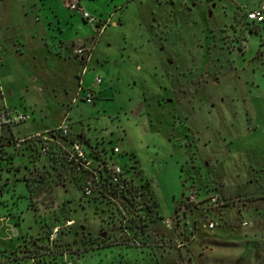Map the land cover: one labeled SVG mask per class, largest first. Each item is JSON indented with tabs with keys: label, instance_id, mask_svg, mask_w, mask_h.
<instances>
[{
	"label": "rangeland",
	"instance_id": "rangeland-1",
	"mask_svg": "<svg viewBox=\"0 0 264 264\" xmlns=\"http://www.w3.org/2000/svg\"><path fill=\"white\" fill-rule=\"evenodd\" d=\"M35 1L33 13L0 2L4 19L16 22L0 28L8 26L0 74L11 93L4 95L12 104L23 96L37 110L22 127L63 117L81 68L72 49L89 47L83 75L91 85L98 72L101 83L91 85L92 101L73 102L71 129L84 128L108 155L116 145L112 157L122 165L137 161L159 217L145 232H123L93 211L74 181L49 175L36 183L46 159L13 154L20 165L0 160V252L8 264H264V20L246 19L264 0H82L107 24L99 34L82 21L78 35L87 38L60 58L32 35L72 34L69 2ZM35 15L38 23L29 22ZM189 183L227 201L209 213L219 225L177 249L161 218L174 214Z\"/></svg>",
	"mask_w": 264,
	"mask_h": 264
},
{
	"label": "built area",
	"instance_id": "built-area-1",
	"mask_svg": "<svg viewBox=\"0 0 264 264\" xmlns=\"http://www.w3.org/2000/svg\"><path fill=\"white\" fill-rule=\"evenodd\" d=\"M69 7L79 10L81 16L94 25L95 31L99 34L107 24L104 21L97 25L95 18L76 2L69 3ZM246 19L253 22L263 21L264 1H260L254 9L247 10ZM72 54L86 62L90 49L84 45H76L72 49ZM85 69L83 64L80 75ZM100 82V76L93 78L94 84ZM95 95L96 92L90 86L82 85L79 77L71 103L78 98L89 102ZM29 118L30 114L26 111L3 106L0 109V140L2 129L10 130ZM85 142L88 143V148ZM117 152L119 149L113 145L111 155H108L105 148L93 147L83 134L73 132L67 112L53 127L23 136H12L0 143V160H5V164H8L9 157L12 165L13 154L25 153L30 160L44 158L47 164L42 163L39 166L42 172L38 177L43 175L49 178V175H55L57 181H74L83 199L90 201L95 209H98V213L110 220L117 229L128 233L145 232L149 223L159 217L157 206L153 203L154 197L147 195L146 190L140 186L148 179L138 171L137 161L133 160L128 166L115 161L112 155ZM226 201L227 199L217 192L199 195L196 185L189 183L176 203L174 214L161 218L163 230L171 232V239L177 249L186 247L200 228L212 229L219 225L220 217L215 218L209 213L225 205ZM241 224L246 225L247 221L243 220ZM130 242L147 244L145 240ZM7 256L0 252V264L8 261Z\"/></svg>",
	"mask_w": 264,
	"mask_h": 264
},
{
	"label": "crops",
	"instance_id": "crops-1",
	"mask_svg": "<svg viewBox=\"0 0 264 264\" xmlns=\"http://www.w3.org/2000/svg\"><path fill=\"white\" fill-rule=\"evenodd\" d=\"M64 1V0H62ZM114 0H112L113 2ZM0 2H3V4H12V5H15V3H17L19 5V10L18 12L22 9L25 10L24 12L26 13H33V8H35V5H36V1L35 0H16V1H10V0H0ZM69 3H78V5H80V7H83V3H82V0H68ZM123 2V1H122ZM121 2V3H122ZM1 4V3H0ZM123 4V3H122ZM121 4V5H122ZM2 5V4H1ZM113 6H117L115 4H112ZM68 7V6H67ZM32 8V10H31ZM69 8V13H70V16L69 18H66L64 21L65 23L69 24V26L71 28L74 29L73 33L68 35V34H64L63 30L61 29V32L60 34H52L50 32H45V31H42V32H38L33 34L32 35V38H36L43 46V49L46 51L45 53H53L54 55L58 56L59 58L60 57H67L69 56V50H68V44L71 43L74 44L75 42L78 43H82L85 38L87 37H83V35L81 37H79L78 35V30L79 29H83V23L82 21L84 22L85 19H83V17L81 16V14L77 11L76 8ZM6 11V10H5ZM4 16H5V13L2 11L0 13V28H1V25L5 23L7 25H12L14 23H16L15 21L12 22V21H9V20H5L4 19ZM30 17V16H29ZM56 20H57V23H60L61 19L57 16V14L55 13V17H54ZM40 18L37 17V15L35 16H31V18H28V21L31 22L33 20V23H38L37 21L39 20ZM102 21V20H101ZM52 21L49 19L48 20V24H51ZM97 25L99 24V21H97L96 23ZM94 26V25H93ZM6 28L1 32L0 34V70L1 68L3 67V58L5 56L2 55V39H4V33L7 29L8 26H5ZM104 30V29H103ZM35 31V29L33 30ZM36 36V37H35ZM14 40H16V45L14 44V48L16 50H21V48L23 47V44L21 43L23 38H21V35H16L14 37ZM93 50V49H92ZM60 51V52H59ZM92 52V51H91ZM91 52H90V55H91ZM90 55H89V58H90ZM122 57V54L121 56ZM127 57V56H126ZM88 58V60H89ZM128 58V57H127ZM125 59V58H123ZM79 67L83 66V64H85V67H87L88 69V65H87V61L86 62H82L79 58ZM81 68H77L75 70H73V76H74V82H75V86L73 88V94H74V91L76 89V86H77V81L79 79V77L81 78V81H82V85L83 86H90L93 83V77H92V80L91 81V85H90V82H86V79H85V76L83 75V73L80 75V70ZM2 72V71H1ZM1 75H2V79L4 78L5 79V76L3 73L0 74V109L3 107V106H6V107H9V108H12L14 110H18V111H26L30 114V118L24 122H21L20 124H17L15 125L12 129H2V135H1V140H0V143L4 140H7L8 138L12 137V136H23V135H26V134H29V133H32V132H35V131H40V130H44V129H47V128H50V127H53L55 126L60 120H58L57 122L55 123H52V124H49V125H44V126H40V127H37V126H28L27 128L25 127H22L23 125H28L31 120L32 121H35L36 119V115H37V110L35 108L34 105H32L29 100L27 101L25 98H23V96H21V98L19 99V101H17L18 103L16 104H12L10 101L7 100V98L5 97L4 93L7 92V94H10L11 91L9 89H7V85L5 84V82H3V80L1 79ZM95 76H100L98 74V72L94 75ZM101 83V82H100ZM99 83V84H100ZM98 85V84H97ZM73 97V96H72ZM72 97L69 99V101H65L63 103V106H64V110H63V113H62V116L64 115L65 112H67L68 116H70V109L72 108L73 104L74 103H71V99ZM67 103V104H66ZM62 118V117H61ZM32 123V122H31ZM77 133V132H76ZM79 135L80 134H83L84 137H86V133L84 131V128L81 129V132L78 133ZM88 139V137H86ZM89 140V139H88ZM90 141V140H89ZM8 163V162H7ZM12 164L15 165V164H18V163H15L13 161V158H12ZM149 180V179H148ZM150 182V181H149ZM152 182H150V185H151ZM191 244V243H190ZM190 244H189V248H190ZM8 257V256H7ZM9 261H7L6 263L4 264H8Z\"/></svg>",
	"mask_w": 264,
	"mask_h": 264
},
{
	"label": "trees",
	"instance_id": "trees-1",
	"mask_svg": "<svg viewBox=\"0 0 264 264\" xmlns=\"http://www.w3.org/2000/svg\"><path fill=\"white\" fill-rule=\"evenodd\" d=\"M7 159V158H6ZM48 160H50V159H48ZM7 162H8V164H10L11 165V161L9 160V157H8V159H7ZM55 167H53V169H54ZM41 177H43V175H41ZM39 177H37L36 179H34V181L37 183V181H39V179H38ZM57 181V180H56ZM140 186H142V188H144L145 190H146V193H147V195H152V197H154V201H153V203H154V206H157V201H156V197H155V195H154V193H153V191H152V188H151V185H150V183L148 182V180H145L144 182H142L141 184H140Z\"/></svg>",
	"mask_w": 264,
	"mask_h": 264
},
{
	"label": "flooded vegetation",
	"instance_id": "flooded-vegetation-1",
	"mask_svg": "<svg viewBox=\"0 0 264 264\" xmlns=\"http://www.w3.org/2000/svg\"><path fill=\"white\" fill-rule=\"evenodd\" d=\"M87 202H90V201H87ZM91 203V202H90ZM93 205V204H92ZM94 209H95V207L93 206V211H94ZM97 211H98V209H97Z\"/></svg>",
	"mask_w": 264,
	"mask_h": 264
}]
</instances>
